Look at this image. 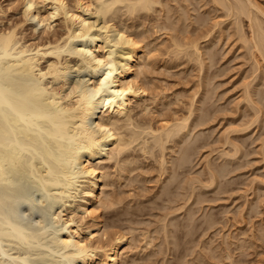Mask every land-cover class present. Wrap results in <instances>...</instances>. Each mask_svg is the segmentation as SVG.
<instances>
[{
  "label": "bare ground",
  "instance_id": "6f19581e",
  "mask_svg": "<svg viewBox=\"0 0 264 264\" xmlns=\"http://www.w3.org/2000/svg\"><path fill=\"white\" fill-rule=\"evenodd\" d=\"M15 1L16 0H9L7 7L3 6L2 2H0V264H94L95 260H100L103 264H122L123 250L122 248L120 250V244L125 239L124 235L126 234L121 231H116V233L113 231L115 234L111 233V236H113L108 239V231L106 228L103 229L102 232H99L100 227L103 225V218L99 208L104 210L112 204L114 205L116 202L117 204L120 202L118 199V201L116 200L117 197L113 195L114 193L109 194L110 192L108 193L106 190V186L109 184V174H111L108 173L110 169H106L108 167L106 162L113 161V165L116 164L119 169L117 173H119L118 171L122 173L124 167L128 166L126 164H132V162L133 164L136 163V165L130 168H128L129 166L125 167L127 174L124 173L126 174V178L124 179H126L127 182H132L134 180L140 181L143 177L141 178L139 175H142V173L145 172L144 170H147L145 168L146 166L139 164L138 161L140 159L136 161V158L134 159L135 155H132V159H128L127 157L129 155H127V152L131 147L132 149H134V147L135 149L138 148L144 155L146 153L154 158V165L150 166L156 168L155 173L158 177L157 180L159 179L162 181L161 184H159V186H161L158 193L164 196V202L165 199H167V201L177 205L175 201L178 199L179 194L185 196H183V198H181L182 195L179 197L181 198L180 202L182 201V204L177 201L180 204H178L179 206H175L174 204L173 207L171 203L170 206L168 204L169 207H172L173 210H177L179 208L181 209V207L185 208L190 201H198L200 198L198 197L195 199V193L199 194V192H196L198 190L194 189L195 184H193L195 178L189 175L194 181L189 178L188 183L186 181L188 177H186L185 184L183 183L185 186H182V184H180L182 178H178V175H180V173L183 174V170H185L184 167L186 168L188 163H192H187V161L190 160V156H192L198 144L202 146L201 144L205 142V140H203L204 142L201 144L198 143L199 141L197 140L202 137L200 132H198L200 134H198L200 136H198L199 139L196 134L197 132H195L196 135L193 132L192 135L194 136L190 134L191 137H187L189 139L185 137L189 130L195 128V126L198 128L197 126H200V124L202 125L205 119L211 116L210 114L208 116L210 111L208 112L207 110L209 106H206L209 100L205 104L203 103L208 97L214 100L212 97L213 95L211 96V91L214 86L212 87L211 85L212 88L210 87L213 81L210 82L209 80H211L210 78H213L212 76L215 74L212 73V75H209L207 72L203 71L202 75L207 73L209 77H206L207 75L204 74L207 82L202 81L204 77L202 76V78L200 76V78H202L199 80V83L202 82L200 85L203 86V84H205V88H210L204 90L202 96L199 95L200 93L198 94L201 97L200 100L197 99L198 97L196 98L198 100V102L197 100L196 102H202L203 105L198 104L200 106L197 107L195 100L193 101L192 98L189 101L190 105H188V110L184 109L187 111V114H179V112L177 114L173 111V116H171L172 113L169 112L172 118L168 120L166 117L169 113H167L166 117H164L165 119L163 118L164 120L157 118L162 122L155 126L152 125V122H149L151 117L149 119L147 118V122L145 119L146 117H144L142 122L138 120L140 118V112L138 111L139 113H137L139 115H137L136 108L145 110L144 112L148 111L147 108L149 104L145 101V103L142 104L140 100L148 89V85L146 86L147 78H149L148 73L151 66L153 67L149 60V52L151 49L146 48L149 43L142 42L144 34H139V31H137V33L135 32L136 28L134 27L139 23L133 24V21V27L131 29L128 27V24V26L126 25V21L124 23V18L126 17L123 19L120 17L121 20L119 19L118 12H121V14H132L135 12L139 13L138 17L145 13L146 16H144L148 18L147 13L149 10H153L155 14L156 11H158L155 8L156 6L154 7L155 3L162 5L164 0H162V2L161 0H40L42 3L40 2L37 4L43 5L45 7L44 9L42 6L35 7V5L37 6V0H21L19 1L22 2L20 3L21 10H19L22 16L13 19L11 23H5V19H2V15L6 14V9L11 8L12 5L16 3ZM205 1L207 2V0ZM205 1L203 4H206ZM208 1L214 3V7L216 5L219 9L217 12V9L213 10V8L210 7L212 11L217 12H215L214 15L221 12V14H219L220 17L224 15L223 17L229 18L226 19L227 24L230 20L231 22L232 19L234 20V26L236 27L234 31L235 33L237 32L236 36L238 34L237 40L240 39L241 41H239L242 44L240 46H244L245 49H247L245 52L248 51L247 54L249 55L246 54V56L247 58L253 59L251 61L254 62L256 66L255 69H259L258 71L260 72L263 71L264 74V9L261 8L263 5L255 0ZM188 2L191 8L193 4V8L200 4H196V0L195 2L192 0V3L194 2L192 4L191 0H189L187 2L185 1L187 6H190ZM197 2H199V0H197ZM186 4H184V6ZM207 4L213 6V4ZM163 5L165 6L166 2ZM167 5L165 7L169 10H173ZM182 6H178V8H180L179 10L176 8L178 13L181 11L180 15L177 14L181 19H179L178 16L175 18L179 20V22H176L177 27L178 23L179 25L184 24L177 29V31L181 29V32L178 31L180 34L177 35L182 36H177L176 33L173 34L170 38L172 41L171 43L174 47L173 50L179 53L178 56L176 54V57H180L182 53L181 56L184 54L183 57L186 58L187 56V59L189 57L191 59L193 58L195 62L199 63L198 67L200 66V68L198 70H200L199 72L201 73L202 69L207 70L206 68L210 67V64L213 62L212 60L216 57L214 54L217 50L215 46V48L212 49L216 42H213V44L212 42L207 43L203 41L205 44L202 43L201 46L199 39L202 41V38L204 39L205 36L208 38V34L210 36L209 32L214 29L212 28L211 30L209 27L216 28L219 26V23H222L221 21H225L221 20L220 17H218L220 19V21H218L212 14V16H210H214L216 18L215 20H217H214L213 25L216 24L217 26H211L212 24H210L208 27L205 25V17H202L203 15L201 16V13L199 14L198 12L199 6L195 9L197 13L194 12V9H191L195 13V15L192 13V15H194V17L192 16L193 18L191 17L190 7L188 8L190 11H188L186 6V8H182ZM208 7L206 9H208ZM162 8L164 9V7L160 9ZM167 8L164 9L166 10L164 14L166 16L161 13V16L164 18L166 17V21L161 19L162 21L155 22L156 19H154L155 24L152 25H156L160 28H171V23L168 24L171 16L169 19L170 14L168 15V13L170 12ZM220 9L222 10L220 11ZM86 11H92V15H94L95 12V15L97 18L99 17L102 24L98 27L95 26L99 21L97 18V22L95 20L94 22L93 20L90 22L85 14ZM158 12L157 17L160 18V13L158 14ZM148 14H150V12ZM155 17L153 16L152 18ZM149 18L151 17L149 16ZM187 18L190 21L187 20ZM245 18L247 19L246 25L248 30L242 27L243 24L241 22L243 19L245 20ZM36 20V23H38L36 27L40 25L39 23L43 25V28L40 25L42 29L40 28L39 32L41 31V34H38L35 38L34 36L30 38L31 34L27 33L30 35L27 37L28 35L25 33L26 23H29L32 28H34ZM136 20L135 22L140 21V23H143L141 20L144 19L142 17L141 20ZM186 20L190 23L194 21L196 24H192L194 27L192 26V28L189 29L190 24ZM227 20L229 21L227 22ZM174 21L172 20L170 22L175 24ZM210 22L212 23L213 21L210 20ZM56 23H59L61 25L60 28L63 29L61 34L55 30L59 35L53 32L54 28H56ZM36 27L34 30H37ZM173 27L176 28L175 26ZM133 29H135V31ZM113 33L114 35H111V37H117L112 40L110 34ZM139 36L143 38L142 41ZM211 39L212 37L210 40ZM210 40L209 38L207 39V41ZM120 44L122 46L124 44V46L120 48ZM114 46L118 47L119 52L115 51ZM205 57L208 59L207 61H212L211 63L207 62L208 64L205 63L207 64L206 68L203 63L206 61L204 60ZM148 66L150 67L148 68ZM252 72L255 73V71ZM209 82L210 84L208 85ZM250 82L251 81L245 83L244 94L246 97L244 99L246 100L247 98L248 101H250L247 102L251 103L253 106L252 109H255V111L253 110L255 114L254 116L251 115L253 119L249 122L246 120L248 123L247 125L250 123L252 124L253 121L260 117L261 114L259 115V111H261L260 108L263 105L261 102H264L263 97L262 100L260 98L263 93L257 91L259 89L258 87L253 88L254 86H249V84L252 83ZM206 84L208 85L207 87ZM201 89L203 90L204 88ZM205 91L210 92V94ZM213 92L214 91H212V94ZM253 93H259V96L256 94L254 97H257V99H255L258 101L256 102L257 104L261 101V106L255 105V100L253 101L254 97L252 98ZM206 94L210 95L212 98ZM194 102L195 107H193ZM133 103L135 107L139 104L143 106L131 108ZM197 108L200 112L194 115L193 113ZM167 110L165 112H167ZM182 110L181 113L184 112V110ZM130 111L136 114V116L134 115L135 118H137V116L138 118L135 119ZM161 111L162 108L159 112ZM159 112L156 117H160L161 114ZM163 112L162 115H165ZM191 115L192 118H194L189 122ZM140 116L141 118L143 117L142 115ZM162 117L163 116H161V118ZM259 119L262 118L260 117ZM262 121L264 122V119ZM262 127L264 129V125ZM234 128L232 130H234ZM207 134L209 133L207 132ZM205 137L203 136V139H206L208 136ZM225 138L226 142L229 141V138L231 139V137ZM241 140L243 141V139ZM236 143L237 142H233V140L229 142L234 152L238 149L240 150V147ZM241 144L243 146V143ZM262 144L263 152H261L263 153L262 156H264V141ZM135 145H137V147ZM224 151H228L226 148L225 150L223 149L222 153L227 154L230 150L227 153H224ZM233 151L232 154L229 153L231 156L238 153V151L237 153ZM124 153H126V155ZM221 156L224 157L225 155ZM262 159L264 160V157ZM228 160L229 159H225L227 163L230 162L231 159ZM168 161L170 164H168ZM152 163L153 162H151V164ZM209 163L210 162H208V166ZM122 164L123 167L121 169L119 167H121ZM147 164L150 163L148 162ZM210 166L212 167L213 165L210 164ZM210 166L207 168L208 173L210 172V176H207L208 182H203L202 180L205 184L203 185L204 188L210 186L209 184L215 181L217 182L219 178L221 180V175L223 177L224 171L227 172V169L225 170V168L222 169V167H220L221 165L219 166L220 168L217 166L219 168H217L218 170L215 168L217 173L214 172L213 169L216 165L212 168ZM190 167L191 166H189V168ZM133 169H137L138 171L130 176L128 173ZM229 172L230 171H228V173ZM165 173L166 175L163 176ZM115 176L120 180L119 178L121 175H119L120 177L117 175ZM145 178L146 177L143 179L144 181ZM118 180H116V182ZM143 180L142 182H144ZM226 180L228 181V179ZM226 184H228V182ZM179 188H182L181 191L183 189L186 191H177ZM76 189L83 193L78 201H74L73 199V197H75L73 191ZM201 191L203 192L202 189ZM175 196H177V198ZM191 196L193 198H191ZM70 198L71 201L69 200ZM188 199H190V201H188ZM66 203L69 204V208H62L61 206ZM135 205L133 207L139 204ZM128 206L129 205H127V207ZM189 207L188 210L185 208L184 212H188L192 206ZM126 209L124 213L127 211ZM138 210L136 211L138 212ZM162 210L163 209H161V211ZM171 210L170 208L169 211ZM133 211L135 212V210ZM189 213H187V215H189ZM193 214L190 213L191 216L189 217L184 215L186 217L184 220L183 218L178 220V218L177 221L172 222L173 228L170 229L171 231L169 230L172 234H168L174 236V238L180 236H176L177 234L175 235V233L178 232L179 234L180 231L189 227L190 222L194 220ZM166 215H168V212L166 214L164 212L163 216L160 217L159 215V217L165 221L167 218ZM86 216L89 217L90 222L84 224L82 219ZM209 217H207V221L204 219L207 224H209V226L206 224L208 228L212 226L211 222L217 220L216 217L213 218L212 216L208 219ZM203 222L204 221H202V223ZM168 224L171 225L169 222ZM192 224H194L192 227L195 226V223ZM161 227L166 235L165 231L169 229L167 228L166 221ZM129 230L132 231L131 229ZM189 230L191 232V227ZM189 230L186 229L187 232ZM193 233L195 232L192 229V234L190 236H192ZM185 234L187 233L185 232ZM170 235H168V238ZM182 235L184 237V234ZM101 236H104V238L100 239ZM172 240L174 239L172 238L170 242H172ZM230 243L226 241L223 252L226 257L232 260L233 252H231L232 248L230 247L231 245H229ZM176 244V240H174L175 246L173 242L171 244V246H174V250L177 247ZM262 261L263 262L259 261V263L264 264V259Z\"/></svg>",
  "mask_w": 264,
  "mask_h": 264
},
{
  "label": "rangeland",
  "instance_id": "374dc122",
  "mask_svg": "<svg viewBox=\"0 0 264 264\" xmlns=\"http://www.w3.org/2000/svg\"><path fill=\"white\" fill-rule=\"evenodd\" d=\"M8 1L9 0H0V2H2V5L5 7H7V4L9 3ZM19 1H21V0H16L15 2L17 4L14 3L11 8L6 9V11H7L6 14L2 15V19H5L4 20L5 23H11L13 21V19L19 18L22 16V13L20 15V12H21L20 11L21 10V4L20 3H22V2H19ZM185 1L187 2L189 0H164L163 2L164 3L166 2V5L168 4L169 6L168 5L167 6L169 8L171 7L170 9H173V10H169L167 7H165L166 5L164 6L163 5L164 3L162 4L163 6L159 5V3H157V4L155 3L154 7L156 6L155 8L159 12L156 11V14H155L153 12V10L152 11L149 10L148 13L150 12V14L147 13L148 18L145 17L146 16L145 13L142 14V16H140L141 18L143 17L144 20H141V18L138 17L139 13H135V12H133L132 14H123V13L121 14V12H118V13H119V19H120V17H121V19L126 17V18H124V23L126 21V25L128 24L129 26L128 25L127 26L130 27L131 29L133 27V25H132L133 21H134L133 24L139 23V24H137L138 26L136 25L134 27V28H136V31H135V29H133V30L136 33H137V31H139L138 32L139 34H141V33L144 34V39L140 37L143 34L140 35L139 37L141 38V41L143 39L142 42L149 43V44H147L146 48L151 49L149 52V57L151 59L149 58V60L151 61V65H153V67L150 65V62H149V65L151 66V68H150V70L148 69L149 70V73H148L149 78H147V82H146V86L148 85V87H147L148 89L145 93L146 95L144 94L141 97L142 99L140 100V101H142L141 102L142 104H144L145 102L147 104H149L148 108H147L148 111L144 112L145 110H141L140 108H136L138 106H140V107L143 106L140 104L135 107V104L133 103L134 106L132 105V107H131V108H136V114L137 115H139L138 113L140 112V115L143 116L142 117L143 119H142L141 116L139 115V117L141 119L139 118L138 120L143 122L144 117H146L145 119L147 122V120L151 117V119H149V122H152V125L155 126L156 124H158V123L160 124L162 122L161 120L159 121L158 119L159 118L163 119L164 117H166L167 113H169V112L172 113V115L170 113L168 114V116L166 117V118H168V120L172 118V117H170V115L173 116V111L176 112L177 114H178V112H179V114H183V113L187 114V111H185V110H188V105H190L189 104L190 99L193 98V101L195 100V102L197 99L200 100V98H201L200 96H202V93H204V90L208 89L209 87H207V86L210 84V82L213 81L212 84H210V87H211V85H212V87L214 86L213 88L211 87L213 89L212 91H214L213 94L211 91V96L213 95L212 97L214 98V100L209 99L208 96H210V95H208V94H210V92L205 91L206 93H208V94H206V95H208L207 96L208 98L206 97L207 99L203 103V104H205L208 100L211 102L210 103L208 101L206 103V106L207 105L209 106V108H207V110H208V112L210 111L209 113L207 111L206 112L208 113V116H209V114L211 116H209V117L207 116L208 118L205 119V121H204V123H202V125L200 124V126H197L198 128H196V126H195V128L189 130V132H192V133L188 132L189 135L190 134L192 135L193 132H194V134H195V132H197L196 133L197 137L200 134H202L201 135L202 137L199 139V137H200L199 136L198 137L199 140H197V141H199L198 143L201 144L202 142H204L203 140H205L206 143L204 142L203 144H201L202 146H200L198 144V147H196L192 156H190V160L192 158L193 159L191 161L190 160L187 161V163L192 162L191 164L188 163V165H186L188 168H189V166H191V167L189 168V170L187 167L186 168L184 167L185 170H183V171L185 172V174L183 172L184 175L181 173H180V175H178V178H180V179L182 178V180L180 181V184H182V186L185 184L186 177H188L186 180L187 182H188L190 177L195 178V181L193 178H190V179H193V181H194V183H193V184H195L194 189L198 190L196 192H199V194H201V195H199L198 193H195V196H196L195 199H197L198 197L200 198V199H198V201L191 202L190 199L193 198L191 196V198L188 199V201H190V202H188V203L186 202L188 205L187 206L184 205L185 208H187L186 210H188L189 206L193 207V208L191 207V209H190L192 211H190V210L189 211L192 214L194 212V214H193L194 220L192 219L193 221L190 222L189 227H187V228L184 227L187 230H189V228L191 227V232L189 230L188 231L189 233H188L186 231V229H183L182 231L184 233L182 231H180L178 234V232L175 231L176 232L175 235L177 234L176 236L180 235V236H178L179 238L176 237L177 239L174 238V236L170 235V234H172V232L170 233L169 230L171 228H173V225L171 224L172 222L177 221L178 218H179L178 220H180L181 218H183V220H184V218L189 217L191 215H190L189 211L184 212V209H185L184 207H181V209L179 208L180 210L177 209L178 210L177 211V210H173L172 207H169L172 202L167 201V199H165V202H164V198H163L164 196H162L161 193H158V191L160 190V186H161V185L159 186V184H161L162 181H160L159 179L157 180L158 177L156 176V173H155L156 168L153 166H150V165H154V160H153L154 158H152L149 154H146V153L144 155L143 152H141L138 148L135 149V147H134V149H132V147H131L132 150L130 149L128 152L126 151L127 155L129 154L127 157H128V159L129 158L132 159L131 158V157H133L132 155H135L138 158L134 156V159L136 158V161H138L140 159L138 161L139 164L146 166L145 168L147 170H144L145 172L142 173V175H144V174L145 175L144 176L139 175V176H141V178L143 177L142 180L144 179V177H146L145 181L143 180L144 182H142V180H140V181L134 180L132 182L131 181L127 182L126 179H124V178H126L125 176L127 174L126 173L127 170H125L126 169L125 167L129 166L128 168H130L133 165H136V163L133 164V162H132V164L131 163L126 164L128 166L124 167V171L121 170L123 167V164L121 167H119L120 166L119 165L118 167L121 168L120 170L122 171V173H120V171H118L119 173H117V170H119L117 168V165L116 164L113 165L114 164L113 161L106 162L107 163L106 165L109 167V168L107 167L106 169H110V170H108V173L112 174V175L109 174V176H110L108 179L109 184L106 186V190L108 193L110 192L109 194L114 193L113 195L114 196L116 195V197H117L116 200L118 199L120 202L118 204L116 202V204H114V205L112 204L113 206L111 205L110 207H108L104 210L99 208V210H101V214H102V218H103L102 219L103 225L100 227L99 232H102V230L106 228L108 231V233H107V237H109L108 239H110V237L113 236V235L111 236V233L112 234L114 232L116 233V231H121L122 233L124 232V234H126V235H124L125 239L122 241L123 243L121 242V244H120V250H121V248L123 250L122 251L123 257H122V262H121L122 264H257V263H259V261L263 262L262 260L264 259V160L262 159L264 157V156H262V154H263L262 153L263 152V150H262L263 144L262 143L264 141V129L262 127L264 125V122L262 121L264 119V102L259 101V103L257 104L256 102H258V101L255 100V99H257V97H254V95L257 94L259 96V93H263L262 94L263 96L261 95L260 98L262 100V97H263V101H264V74H263V71L260 72V71H258L259 69L258 70L255 69L256 66L254 65V62L251 61L253 59L249 58V57H248L249 58L248 59L246 56L248 51L247 52H245V51L247 49H245L244 46H240L242 44L240 43L241 42L240 39L237 40L238 34L236 36L237 32L235 33V31H234V28L236 29V27L234 26L235 23H234L233 19H232V22L234 24L231 22V20L230 21L227 20V22L229 21L227 24L226 19H229V18L223 17L224 15H222L221 17H223L225 19L221 18L219 15V14H221V12L218 13L217 15H214L216 11L217 12L219 11V9L216 7V5H215V7H216L215 8L214 3H211L208 0H207V2L205 0H199V2H197V0H196V4L197 3H200V4L196 5L195 8H193L194 7L193 3L195 2V0L193 3L191 0V3L193 4L192 8H191V5L189 4V2H188V4L190 6H187ZM204 1L206 4H203ZM255 1H257L259 4L263 5L261 8L264 9V0H255ZM40 2H41L40 0L39 1L37 0L36 4L40 3ZM161 2H162V0H161ZM207 3L213 4V6L208 5ZM184 4H186L185 6L187 8L184 6ZM179 5L182 6V8L183 7L186 8L187 10L190 7V10L194 9L195 13H197L195 9H197V6H199L198 12H199V14L201 13V16L203 15L202 17H205L204 21L206 23L205 24L206 26H208V25L210 26V24H212L211 26H217L216 24L213 25L214 20L216 18L218 21H220V19L225 21V22L221 21L222 23L221 24L219 23V26H217L216 28L208 26L209 29H211V30H212V28H214L213 31H211L212 33L209 32L210 36L212 34H214L211 36L212 37L211 40H210L211 37L208 34V38L210 41H207L208 38L206 36L204 39L202 38V41L199 39L200 45L202 43L205 44L204 42H207V43L216 42L215 45H213L212 49L216 47L215 49L217 50V52L214 50L216 52L214 54L216 57L214 60H212L213 62L211 61L213 64L210 61H207L208 59H206V57L204 58V60H206L205 62H203L204 64L207 62L211 63V64H210V67H208V68H206V65L208 63L205 64L204 66L207 70L202 69L201 73L199 72L200 70H198L200 68V66L198 67L199 63L195 62V60L193 58L191 59L189 57L187 59V56H186V58L183 57L184 54H183V56H181L182 53L180 54V57H176V54L178 56L179 53H177L173 50L174 47L172 46V43H171L172 41L170 38L175 33H176V35L180 34V33H178V31L181 32V29H179L178 31H177V29L179 27H181V25H182V24L179 25V23H178V27L176 26V22H179V20L175 19V18H177V16L179 18V15L181 14L180 13L181 11H179V13H178L177 9H176V8H178ZM38 6H42L43 9L45 8L43 5H40V4H37V6L35 5V7H38ZM161 7H164V9L167 8V10H169L170 13H168V11H167V13H168V15L170 14L169 19L171 16L170 21L175 20L174 21L175 24H172V22L169 21L168 24L171 23L170 24V26L172 25L171 28H167V27L166 28H160V27H157L156 25H152V24H155V22L160 21L161 19L165 20L166 17L164 18L163 16H161V13L164 15L166 13V10H164L163 8L160 9ZM207 7H208V9H206ZM210 7H212L213 10H215V9H217V10L212 11V9ZM16 9H18V10L20 9L19 12ZM179 9L180 8H178V10ZM190 10H188V11H190ZM221 10L222 9H220V11ZM191 11H190L191 17L192 16L194 17L195 13L193 12V10H191ZM157 12H158V14L160 13L159 14L160 18L157 17ZM192 13H194V15H192ZM85 14H86L87 18H89L88 20L90 22L92 20H93V22H94V20L96 21L97 16L95 15V12H94V15H92L93 14L92 11H86ZM134 14H135V16H134ZM136 14H137V16H136ZM177 14H179V15H177ZM212 14L216 18L214 16L211 17ZM148 15L151 18H149ZM153 16L154 17L156 16V17L152 18ZM164 16H166V15H164ZM135 17H137L139 20L143 21V23H140V21ZM218 17H220V19ZM154 19H156L155 22H154ZM179 19H181V18H179ZM97 20H99V17L97 18ZM135 20L139 21V22H135ZM187 20H189V19L187 18ZM210 20L213 22L211 23ZM217 20H215V21H217ZM246 20H247L246 18H245V20L243 19L241 23L243 24L242 27L244 29L248 30L247 25H246L247 24ZM151 21H153V22H151ZM189 21H187V22H189ZM32 22H34V21H32ZM36 22H37V20L35 21L34 28L36 27V24H38ZM144 22H145V24H144ZM208 22H210V23H208ZM39 24L43 28V25L41 23H39ZM58 24L56 25L57 29L54 28L53 32H55V30H57V32H60L59 34H61L63 32L62 31L63 29L60 28L61 23L59 24L60 26ZM97 24H99V25H97ZM97 24L95 26H97V27L100 26L102 24V21L99 20L97 22ZM140 24H142V25H140ZM189 24H190V26L189 25L188 26L190 29V28H192V26L194 24H196V22L194 23V21H193V23H192V21H191V23L189 22ZM27 25L29 26L30 24L26 23V25H25V31L26 32L25 33L31 34V36L27 34L28 35V36L26 35L27 37L30 36V38H32V36H34V38H35V36H38V34H41V31L39 32V30L41 28L40 25H38V27H36L37 30H34V28H32L31 25L29 26L30 28ZM225 25H227V26H225ZM170 26H168V27H170ZM173 26H175L176 28H174ZM33 30H34V32H33ZM59 30H61V31H59ZM57 32H55V33H57ZM109 32H112V31H109ZM114 33L110 34V38L112 40L117 37V36L115 38L111 37V35L113 36ZM59 34L57 33L56 35H59ZM177 36H182V35H177ZM214 38H215V41H214ZM120 45H119L120 48H122L124 46V44H123V46L122 45L120 46ZM117 46H118V44H117ZM117 46H114L115 47L114 49L116 52H119V49ZM170 46H172V47H170ZM116 49H118V50H116ZM203 51H204V48H203ZM247 55H249V54H247ZM150 66H148V68ZM204 66H203V68H204ZM213 70H215V71H213ZM256 70H257V72H256ZM203 71L207 72L209 75H212V73L215 74L212 76L213 78H210L211 80H209L207 73L206 74L204 73L205 75H207L206 77H208L207 79L210 81L208 83V85L206 84L207 88H205V84H203L204 87L200 85L202 83L201 81H200L201 83H199V80H201L203 77L204 78L202 81L207 82L204 74L202 75ZM211 71H213V72H211ZM252 71H255V73ZM254 74H256V75H254ZM200 76L201 77L203 76V77L200 78ZM250 77L252 78L253 81L251 80ZM248 81L252 82V83L250 82L251 84H249V86H251V87L254 86L253 88H257V87L259 88L257 90V91H259V93H256V94L253 93V96H252V98L254 97L253 101L255 100V102H254L255 105L257 104L258 106H261L263 104L262 107L260 108L261 111H259V115L261 114L260 117L262 119H259L260 118L259 117L257 120H255L259 123L253 121L252 124L250 123L249 125H247L248 123L246 120H248V122H249L251 119H253V116L255 114L253 112V110L255 111V109H252L253 106L251 105V103H248L250 101H248L247 98H246V100L244 99L246 97V95L244 94L245 83ZM253 83H254V85H253ZM261 87L263 90L261 89ZM201 88H204V89L202 90ZM208 91H210V90H208ZM143 98L146 100H144ZM260 98L258 97L259 100H260ZM195 102L193 103V107H195V105H194ZM197 102H198V100H197ZM197 102H196L197 107L202 104V102H200V103H197ZM260 102L262 103L261 105H260ZM198 104H200V105H198ZM161 108H162V111L159 112L161 110ZM175 109H177V110H175ZM182 109L183 110L185 109V110H184V112L181 113ZM166 110H167V112H165ZM197 110H198V108H197ZM197 110H195L196 112L194 111V113H193L194 115H195V113L198 114L197 112H200L199 110L198 111ZM157 111L161 114L160 117H156L157 113H158ZM133 112H134V109H133ZM133 112L130 111V113H132L133 117L135 118L136 114ZM162 112H163V114L165 113V115H162ZM177 114H175V115H177ZM192 115L189 119V122H191L192 121L191 119L194 118V117L192 118ZM251 115H253V116H251ZM161 116H163V117L161 118ZM137 118H138V116H137ZM137 118H135V119H137ZM152 118H154V119H152ZM243 120H244V122H243ZM154 122H156V123H154ZM205 122H206V124H205ZM243 123H245L246 125ZM237 125H238V127H237ZM239 126H242V127H239ZM245 126L246 127L249 126V127L246 128ZM232 127L233 128L236 127L238 129L234 128V130H235V132H234V130H232L233 129ZM241 129H242V131H241ZM199 130H201L202 133ZM198 132H200V134ZM207 132L209 134H207ZM188 134L185 138L191 137V135L189 136ZM204 134H206L208 137ZM227 134H228V136H227ZM192 136H194V135H192ZM203 136L204 137L206 136L207 138L205 137L206 139H203ZM225 137H231V139L229 138V141L226 142ZM187 139H189V138H187ZM235 139H237V140H235ZM241 139H243V141ZM231 140H233V142H237L236 144H238V146L240 147V150L241 149L242 150L240 151L238 149L237 150L238 153H237V151L234 152L231 144H229V142ZM241 143H243V146ZM167 144H169V143H167ZM135 146L137 147V145H135ZM225 148L228 151L230 150L229 152L224 151V153L228 152L227 154L222 153L223 149L225 150ZM137 150H139V151H137ZM232 151L234 153H237V154L236 155L233 154L231 156L230 154H232ZM243 151H244V153H243ZM130 152H131V155H130ZM240 153H241V155H240ZM124 154L126 155V153H124ZM221 155H225L226 158H225V156L223 157ZM147 156H148V159H147ZM143 158H144V160H143ZM225 159L226 160L231 159V160H230V162L227 163V161H225ZM221 160H223V161H221ZM233 160H235V161H233ZM146 162L147 163L149 162L150 164H147ZM151 162H153V163L151 164ZM208 162H210L209 166H210V164L213 166L216 165L213 168L214 172L217 173V170L220 167H222V169L225 168V170L227 169V172L223 170L226 173V174L224 173V175L226 177L224 175L222 177V175H221V180H220V178L219 179L217 178L219 181L217 180V182L215 181L214 183L209 184L210 186H208V187L206 186L207 188L206 187L204 188L203 185H205V184L203 182H208L207 176L210 174V172L208 173V169H207L209 167ZM215 162H216V164H215ZM168 164H170L169 161H168ZM223 165H225V166H223ZM217 166L218 167L220 166V167L218 168ZM215 168L216 169L218 168V169L215 171ZM137 169H140V168H137ZM137 169L131 170L128 174L130 176L135 174L138 171ZM228 171H230V172L228 173ZM146 172H148V173H146ZM113 173H114V175H113ZM124 173H126V174H124ZM115 175H117V176L121 175V177L119 176L120 180H118V177H116ZM164 175H166V173L163 174V176ZM189 175H190V177H189ZM139 176H138V178H139ZM154 177H155V179H154ZM218 177H220V176H218ZM183 178H184V180H183ZM205 178H206V180H205ZM222 178H224V179H222ZM225 178L228 179V181ZM116 180H118L117 181L118 183L116 182ZM202 180H203V182H202ZM225 180L228 182V184H226L227 182ZM110 181H111V183H110ZM199 181H200V183H199ZM196 182H197V184H196ZM133 183H135V184H133ZM186 185H187V183H186ZM212 185H213V188H212ZM181 189L182 188H179V189H177V191L178 190L181 191ZM201 189L203 190V192L201 191ZM183 190L186 191L185 189H183ZM82 194L83 193L79 192L78 189L74 190L73 191V195H75V197H73L74 201H78L79 197L82 196ZM155 195H157V196H155ZM181 195H182L181 198H183V196H184L183 194H179V197ZM185 195H187V194H185ZM177 196H175V197L177 198ZM179 197L176 201L174 200L177 203V205L179 204L177 201L180 202V199H181ZM69 200L71 201V198ZM153 200H154V202H153ZM155 200H157V201H155ZM67 204L68 203L63 204L61 207L62 208H66V207L69 208V204L68 205ZM135 204L136 205L139 204V205H137L138 208ZM162 204L164 206H167V207H164ZM168 204H169V206H168ZM172 204L174 207L175 203H172ZM180 204H182V201L180 202ZM127 205H129L128 206L129 209H128ZM134 205L136 207H133ZM177 205L175 204V206H177ZM160 206H161V208L159 209ZM68 208H67V210H68ZM170 208L172 209L171 211H169ZM125 209L127 211H125V213H124ZM132 209L135 210V212ZM161 209H163L164 211L163 210L161 211ZM136 210H138V212ZM164 212H165V214L168 212V215H166L168 219L166 218L165 221H166L167 226H168L167 228H169V229L167 231H165L166 235L164 234L163 229L161 227L163 225V223H165V221H164V219L160 218L163 216ZM169 213H170V216H169ZM187 213H189V215H187ZM206 214L207 215L209 214L210 217H209V215L207 216ZM159 215H160V217H159ZM184 215L185 216L187 215V216L185 217ZM212 216H213V218L216 217L217 220H214L216 223L213 221L214 224H213V222H211L212 226H210L208 228L209 224H207V222H206L207 217H209L208 219H210ZM83 219H82V222L84 224L90 222V219L88 216L84 217ZM204 219H206V221ZM202 221H204V222L202 223ZM168 222L171 225H169ZM192 223H195V226H193L194 228L192 227V225H194ZM160 224H161V226H160ZM202 224H203V226H202ZM205 226H206V228H205ZM157 228H158V230H157ZM129 229H131L132 231H130ZM192 229L195 233H193V235L190 236L192 234ZM185 232L188 235L185 234ZM168 233H170V234H168ZM163 234L166 236V238H168V235H170L171 238L169 236V238L166 239ZM182 234H184V237ZM103 238H104V236H101L100 239H103ZM172 238L174 240H176V243H177L176 244L177 247L175 250H174V246H175L174 240H172L174 246L173 245H172L173 247L171 246L172 242H170V240ZM178 240H181V241H178ZM226 241H228L229 243L231 241V243L229 245H231L230 246L232 248L231 252H233L232 253L233 259L231 258L232 260H230L229 257H226L224 255V252H223L224 251L223 248L226 246ZM174 253H176V254H174ZM199 255H201V256H199ZM217 255H220V256H217ZM218 258H220V259H218ZM99 261L95 260L94 264H103L102 261H100V262ZM259 264H261V263H259Z\"/></svg>",
  "mask_w": 264,
  "mask_h": 264
}]
</instances>
